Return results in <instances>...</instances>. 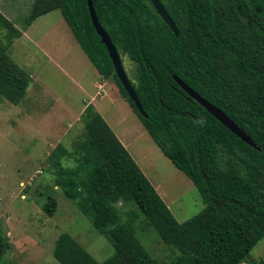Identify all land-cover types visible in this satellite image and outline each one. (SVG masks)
Segmentation results:
<instances>
[{"label":"trees","instance_id":"obj_1","mask_svg":"<svg viewBox=\"0 0 264 264\" xmlns=\"http://www.w3.org/2000/svg\"><path fill=\"white\" fill-rule=\"evenodd\" d=\"M159 1L177 36L149 0H91L122 64V57L133 64L134 79L126 74L143 117L114 73L87 0H33L27 25L60 12L89 62L116 87L204 204L197 215L178 223L107 123L88 105L82 113L85 139L74 148L76 166L59 163L67 158V150L58 145L52 167L65 198L109 240L113 254L98 263L62 233L52 250L59 264H166L152 258L137 239V224L153 228L171 249L170 264H243L264 240V0ZM3 29L11 33L9 39L21 36L0 13ZM5 50L0 42V96L18 105L30 81ZM174 77L226 113L255 148L189 97ZM129 205L136 209H125ZM56 207L51 197L43 211L52 216ZM9 248L0 230V264H7L3 255Z\"/></svg>","mask_w":264,"mask_h":264},{"label":"rangeland","instance_id":"obj_2","mask_svg":"<svg viewBox=\"0 0 264 264\" xmlns=\"http://www.w3.org/2000/svg\"><path fill=\"white\" fill-rule=\"evenodd\" d=\"M32 3L33 0H0V13L17 30L25 31L35 21L27 25ZM39 20L33 31L35 34L39 31V36H34L38 40L36 46L27 45L26 40L20 44L19 38L9 39L11 33L0 30L5 54L30 81L18 105L0 96V230L4 242L10 245L3 257L7 264H59L53 258L52 250L59 235L67 233L98 263H102L113 254L112 245L93 228L90 219L80 213L76 203L65 198L52 167L54 157H58V145L67 150V158L59 163L64 167L76 166L74 148L85 139V124L82 114H77L76 118L74 115L83 105L81 87H86L91 78L88 72L95 68L81 48L74 46V37L58 10ZM71 44L73 57L79 62L72 61L69 67L63 65L68 73L54 68L47 56V61L43 59L42 50L49 51L55 61L57 58L71 61L73 57L67 53ZM122 60L126 73L134 79L133 64L126 57ZM41 64L43 70L39 79ZM64 74H70L71 78ZM107 92L108 97L97 99L94 106L106 111L116 122L124 118L126 128L135 134L132 135L131 149L124 146L129 149L134 162L138 160L136 156L142 157V164L139 162L142 173L176 221L183 223L197 215L204 204L195 186L167 160L145 130L142 138L135 133L134 126H140L136 121L138 117H129L125 109L128 105H123V99L109 87ZM106 114L103 117H107ZM51 197L56 200L57 207L54 214L48 216L43 207ZM128 208L136 209L131 205L125 209ZM141 227L145 228L137 224L136 237L145 250L159 262L170 264L171 249L161 242L153 228L142 230ZM262 260L264 240L257 244L243 264H257Z\"/></svg>","mask_w":264,"mask_h":264},{"label":"crops","instance_id":"obj_3","mask_svg":"<svg viewBox=\"0 0 264 264\" xmlns=\"http://www.w3.org/2000/svg\"><path fill=\"white\" fill-rule=\"evenodd\" d=\"M54 12V11H52ZM50 12V13H52ZM48 13V14H50ZM48 14H45L43 16H40L38 17L37 19H35V21L27 28L24 30H19L20 31V34L21 36L19 37V39L17 40L20 44H22L21 41L23 40H26L27 42V45L30 44L32 46H36L37 43H38V40L34 37V36H39V31L35 34L33 31L35 30L37 24H36V21H40L39 19L42 18V17H47ZM75 40V39H74ZM73 40V43L75 44L76 41L74 42ZM14 45H16V43H14ZM74 46H78L79 45L76 43V45ZM14 48V46H13ZM72 49H73V45L71 44V46L69 47V50L67 51L70 52L71 56L73 57V53H72ZM82 51V50H81ZM44 52V56H43V59L46 60V56L48 57V60L51 61L53 64V67L56 68L58 71H61V70H65L67 73L68 71L63 67L64 66H67L69 67V65L71 64V62L75 61L76 59L73 57V59L71 61H63L61 60L60 61V58H57V61L53 60L51 58V55H50V52L49 51H43L42 50V53ZM83 52V51H82ZM84 53V52H83ZM85 55V54H84ZM86 56V55H85ZM87 58V57H86ZM40 60V58H39ZM47 61V60H46ZM77 61V60H76ZM89 61V60H88ZM79 62V61H77ZM40 63V61H39ZM41 67L42 69H39V76L38 78L40 79V74L42 73V70H43V65L41 64ZM66 67V68H67ZM93 67V66H92ZM62 72V71H61ZM64 73V72H62ZM90 73V76L91 78L89 79L88 83H86V87H81V91L82 93L84 94V99L82 100V104L80 106V109L79 111L74 115L75 118H76V115L79 114L81 115L82 112L85 110V108L88 106V105H91L94 107V109L100 114V116L103 118V120L107 123V125L109 126V128L112 130V132L114 133V135L117 137V139L120 141V143L124 146V145H127L129 149H131V140H132V135L134 136L135 134H133V131L130 130V128H126L125 126V120L124 118H120L119 120H117V122L112 119L108 113L106 111H103V110H98V108L96 106H94L95 102L97 101V99H105L106 97H108V92H107V87H109L114 93H116L117 95H119V97L121 99H123L121 97V95L119 94L118 90L116 89V87L110 82V81H107V80H104L100 75L99 73L97 72V70H93L92 72H88V74ZM65 75V74H64ZM66 76V75H65ZM66 77H69L71 78L70 74H68V76ZM96 77H97V80H96ZM93 78L95 79L94 81ZM83 80V79H82ZM74 85L76 83H73ZM108 84L110 86H108ZM77 85V84H76ZM88 86V88H87ZM46 87V86H45ZM46 92H49L48 90H45ZM126 104L128 105V107L126 106ZM123 105L126 106L125 109L127 110V113L129 115V117L135 115V113L133 112V110L131 109L130 105L125 102V100L123 99ZM61 106H65L64 104H62ZM70 110V109H69ZM107 113V114H106ZM107 117H103V115H105ZM78 116V115H77ZM136 116V115H135ZM134 116V117H135ZM137 117V116H136ZM109 120V121H108ZM136 121L138 122V124L140 125L138 128L136 127V125L134 126L136 128V132L135 133H138L140 134V137L142 138L144 134V130L145 128L143 127L142 128V123L140 122V120L137 118ZM142 125V126H141ZM114 128L116 129V131L114 130ZM146 132V130H145ZM147 133V132H146ZM125 147V146H124ZM125 147V149L127 150V152L129 153V155L131 156L130 152H129V149ZM132 158V156H131ZM136 158L138 160H135L137 166L139 167V162L142 164V157H137ZM133 159V158H132ZM168 160V159H167ZM171 163V162H170ZM140 168V167H139ZM141 170V169H140ZM142 171V170H141ZM158 185V184H157Z\"/></svg>","mask_w":264,"mask_h":264},{"label":"water","instance_id":"obj_4","mask_svg":"<svg viewBox=\"0 0 264 264\" xmlns=\"http://www.w3.org/2000/svg\"><path fill=\"white\" fill-rule=\"evenodd\" d=\"M152 4L153 8L157 12V14L161 17V19L167 24V26L171 29L173 34L175 36L178 35V31L175 27V24L170 19L169 15L165 11L163 5L159 0H149ZM88 8H89V14L91 17L92 24L96 30L97 35L100 37L101 43L105 46L108 56L112 62L114 73L116 74L120 84L124 88L125 92L127 93L129 99L134 104L135 108L139 112V114L143 117H146L145 112L143 111L141 104L138 100L137 95L135 94L133 88L131 87V84L129 82V79L127 77V74L125 72L124 66L121 62V57L119 56L116 48L113 46L111 39L107 35V33L102 29L100 26L96 16L95 12L92 6L91 0H87ZM177 84L184 90L185 93L188 94L189 97L194 99L196 102H198L202 107H204L208 113H210L218 122H220L223 126H225L229 131H231L235 136H237L240 140L245 142L246 144L252 146L255 148V144L253 141L241 130L228 116L226 113H224L219 108L215 107L205 99H203L201 96H199L195 91L190 89L187 85H185L183 82H181L177 77H174Z\"/></svg>","mask_w":264,"mask_h":264}]
</instances>
